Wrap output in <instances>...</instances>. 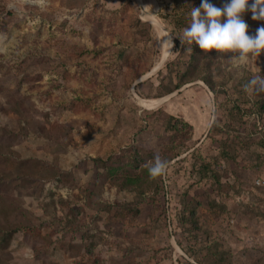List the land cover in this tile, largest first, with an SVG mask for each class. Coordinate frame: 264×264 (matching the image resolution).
Here are the masks:
<instances>
[{
  "label": "rangeland",
  "instance_id": "rangeland-1",
  "mask_svg": "<svg viewBox=\"0 0 264 264\" xmlns=\"http://www.w3.org/2000/svg\"><path fill=\"white\" fill-rule=\"evenodd\" d=\"M200 3L0 0V264H264V50L182 42Z\"/></svg>",
  "mask_w": 264,
  "mask_h": 264
},
{
  "label": "clouds",
  "instance_id": "clouds-1",
  "mask_svg": "<svg viewBox=\"0 0 264 264\" xmlns=\"http://www.w3.org/2000/svg\"><path fill=\"white\" fill-rule=\"evenodd\" d=\"M248 10L252 19L264 20V0H252L251 3L249 0H222V6H217L213 0H201L199 6L191 8L190 22L183 29L180 39L206 51L235 52L240 61L246 60L248 54L259 55L264 50V25L255 34H250L249 24L243 17ZM167 40L171 41L169 48L173 47L172 37ZM249 85L257 93L264 92V75L254 76ZM165 168L166 163L156 157L149 172L157 175Z\"/></svg>",
  "mask_w": 264,
  "mask_h": 264
},
{
  "label": "bare ground",
  "instance_id": "bare-ground-1",
  "mask_svg": "<svg viewBox=\"0 0 264 264\" xmlns=\"http://www.w3.org/2000/svg\"><path fill=\"white\" fill-rule=\"evenodd\" d=\"M142 13L148 20L152 21L154 26L158 29V35L162 40L163 53L165 55L168 50L169 44H170V41L167 40V38L169 37L168 33L162 27H160L159 25L155 23V17L152 14V12H148L147 10L144 9L142 10ZM166 98L167 97H160V98H155V99H144V98H140L137 96L138 102L142 106H146V107L155 106L161 103L162 101L166 100Z\"/></svg>",
  "mask_w": 264,
  "mask_h": 264
},
{
  "label": "trees",
  "instance_id": "trees-1",
  "mask_svg": "<svg viewBox=\"0 0 264 264\" xmlns=\"http://www.w3.org/2000/svg\"><path fill=\"white\" fill-rule=\"evenodd\" d=\"M169 119H173L172 116H168ZM180 122L178 119H174V123L172 124L173 125V128L176 129L177 128V123ZM112 169V167L110 168V170ZM114 169V168H113ZM145 170H148L149 171V168H146Z\"/></svg>",
  "mask_w": 264,
  "mask_h": 264
},
{
  "label": "built area",
  "instance_id": "built-area-1",
  "mask_svg": "<svg viewBox=\"0 0 264 264\" xmlns=\"http://www.w3.org/2000/svg\"><path fill=\"white\" fill-rule=\"evenodd\" d=\"M256 183L262 185L263 188H264V180H262V179L261 180H257Z\"/></svg>",
  "mask_w": 264,
  "mask_h": 264
},
{
  "label": "water",
  "instance_id": "water-1",
  "mask_svg": "<svg viewBox=\"0 0 264 264\" xmlns=\"http://www.w3.org/2000/svg\"><path fill=\"white\" fill-rule=\"evenodd\" d=\"M142 10H144V8L142 7Z\"/></svg>",
  "mask_w": 264,
  "mask_h": 264
}]
</instances>
